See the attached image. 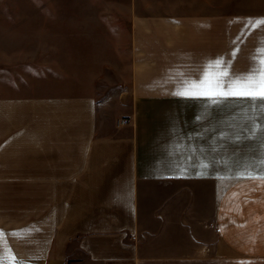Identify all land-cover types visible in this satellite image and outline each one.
Returning a JSON list of instances; mask_svg holds the SVG:
<instances>
[{
	"label": "crops",
	"instance_id": "1",
	"mask_svg": "<svg viewBox=\"0 0 264 264\" xmlns=\"http://www.w3.org/2000/svg\"><path fill=\"white\" fill-rule=\"evenodd\" d=\"M27 5L0 32V264H264V111L172 94L264 59V0Z\"/></svg>",
	"mask_w": 264,
	"mask_h": 264
},
{
	"label": "snow or ice",
	"instance_id": "2",
	"mask_svg": "<svg viewBox=\"0 0 264 264\" xmlns=\"http://www.w3.org/2000/svg\"><path fill=\"white\" fill-rule=\"evenodd\" d=\"M251 23V18H249ZM264 25V18H258L254 26ZM235 54V53H234ZM254 60V66L249 72L237 74L230 77L225 90L224 77H229L230 65H225L222 61L208 62L199 80L184 79L172 93L185 99L208 98L215 103H221L228 98L244 100L252 107H258L264 111V59ZM214 68L219 71H213ZM255 127V125H254ZM264 131V126H261ZM264 163V161H262ZM208 165H203L207 167ZM250 178L264 179V175L251 176Z\"/></svg>",
	"mask_w": 264,
	"mask_h": 264
},
{
	"label": "rangeland",
	"instance_id": "3",
	"mask_svg": "<svg viewBox=\"0 0 264 264\" xmlns=\"http://www.w3.org/2000/svg\"><path fill=\"white\" fill-rule=\"evenodd\" d=\"M27 6V0H0V32L17 35L27 29V22H43Z\"/></svg>",
	"mask_w": 264,
	"mask_h": 264
}]
</instances>
